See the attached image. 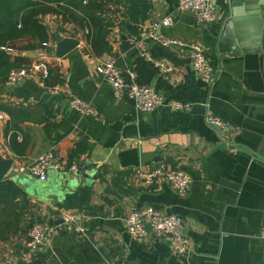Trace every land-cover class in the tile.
I'll list each match as a JSON object with an SVG mask.
<instances>
[{"label":"crops","instance_id":"crops-1","mask_svg":"<svg viewBox=\"0 0 264 264\" xmlns=\"http://www.w3.org/2000/svg\"><path fill=\"white\" fill-rule=\"evenodd\" d=\"M105 1L104 49L91 48L81 25L50 15L52 31L77 38L78 46L57 58L54 40L43 46L26 37L7 51L14 68L46 60L60 91L50 93L36 73L14 86L0 84V155L19 172L4 179L19 192L0 205V264H264V0H213L217 17L210 23L179 11V0H147L142 23L128 19L124 0ZM167 17L173 22L162 25ZM151 31L177 44L162 45L148 37ZM140 41L172 72L145 60ZM193 43L206 48L214 69L209 83L193 73L186 48ZM111 57L138 84L192 108L142 112L126 95L116 98L95 72ZM70 96L91 101L94 114L76 112ZM206 112L228 131L210 126ZM49 150L64 169L49 170L44 181L20 172ZM159 163L189 175L186 194L163 179L152 185L138 179V171ZM145 206L182 217L186 254L151 230L143 238L127 232V212ZM68 214L82 216V230L58 222ZM37 218L54 229L30 251L27 233Z\"/></svg>","mask_w":264,"mask_h":264},{"label":"built area","instance_id":"built-area-1","mask_svg":"<svg viewBox=\"0 0 264 264\" xmlns=\"http://www.w3.org/2000/svg\"><path fill=\"white\" fill-rule=\"evenodd\" d=\"M177 8L179 11L193 12L199 23H210L217 17L213 0H179ZM172 22L173 19L167 17L163 19L161 24L170 25ZM148 37L166 46L177 44L174 39L164 37L154 31H151ZM43 45L47 46L48 43H43ZM137 47L141 56L145 60L155 63L162 73L169 74L172 72L173 68L168 63L153 59L149 55L142 41L137 42ZM186 48L189 51L194 75L207 83L211 82L214 78V69L210 64L206 48L199 43L186 45ZM1 49L4 51L9 50V48L4 47ZM48 71L49 63L46 60L31 66L12 68L8 72L4 82L8 86H14L36 73L40 75L46 89L50 93H58L60 88L57 85L45 84ZM95 72L102 81L112 88L116 98H121L126 95L133 101L134 107L138 111L149 112L161 106H166L177 111H188L192 108V103L190 102L169 101L163 95L157 93L153 87L138 84L134 80L132 73H128L127 75L122 73L117 66L115 58L111 57L98 64ZM66 101L72 109L81 115H93L95 112L92 102L87 99L70 96L67 97ZM0 117H2L1 114ZM205 121L210 126H217L223 134L228 131L226 124L209 112H206ZM70 168L76 170L77 166L73 164L70 165ZM62 169H64V163L58 160V157L53 151L49 150L40 155L30 167L21 168L20 172L27 173L40 181H44L48 176L49 170ZM137 177L148 185H152L155 181L163 179L178 195L186 194L190 184V177L186 172L168 169L163 163L156 164L151 169L138 171ZM81 219V215L68 214L63 217V225L64 227L74 228L80 231L82 230ZM125 223L127 232L134 237H145L148 233L147 226H149L151 232L156 237L168 238L170 240V245L174 253L186 254L189 251V242L183 233L184 222L178 214L165 213L153 206H145L139 209L132 208L127 212ZM53 229L51 225L41 219L37 218L33 220L27 233L28 238L26 243L28 249L30 251H38L49 241Z\"/></svg>","mask_w":264,"mask_h":264},{"label":"trees","instance_id":"trees-1","mask_svg":"<svg viewBox=\"0 0 264 264\" xmlns=\"http://www.w3.org/2000/svg\"><path fill=\"white\" fill-rule=\"evenodd\" d=\"M124 2L128 8L130 21L142 23L146 20L150 6L147 0ZM106 4L105 0H0V84L5 81L10 69L16 66L7 51L1 48H9L12 43L26 37L41 44L53 41L55 31H52L46 22L47 16H60L63 21L81 25L86 29L85 38L91 48L96 52L104 49L110 25L104 16ZM131 29L135 33L139 32L135 25H131ZM53 70L54 68L49 65L48 76L45 78L46 85L56 83ZM3 181H0L3 189V193L0 194V205H7L9 200H14L19 190L12 182Z\"/></svg>","mask_w":264,"mask_h":264},{"label":"water","instance_id":"water-1","mask_svg":"<svg viewBox=\"0 0 264 264\" xmlns=\"http://www.w3.org/2000/svg\"><path fill=\"white\" fill-rule=\"evenodd\" d=\"M158 34V33H157ZM55 47L53 55L57 58H61L73 50L79 44L77 38L64 37L59 33H55L54 36ZM14 160L12 158H5L0 155V181H3L6 177L16 178L18 176V170L13 168ZM63 218L59 219V223H62ZM150 230V227L147 226Z\"/></svg>","mask_w":264,"mask_h":264},{"label":"rangeland","instance_id":"rangeland-1","mask_svg":"<svg viewBox=\"0 0 264 264\" xmlns=\"http://www.w3.org/2000/svg\"><path fill=\"white\" fill-rule=\"evenodd\" d=\"M42 45H43V43H42ZM44 46V45H43ZM1 211V210H0ZM0 217H2V216H0ZM4 218V217H3ZM8 218V217H7Z\"/></svg>","mask_w":264,"mask_h":264}]
</instances>
